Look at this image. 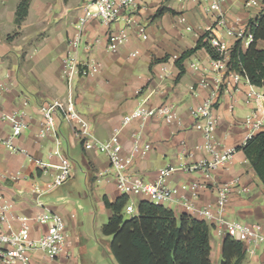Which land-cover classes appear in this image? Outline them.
Listing matches in <instances>:
<instances>
[{"label":"crops","instance_id":"obj_1","mask_svg":"<svg viewBox=\"0 0 264 264\" xmlns=\"http://www.w3.org/2000/svg\"><path fill=\"white\" fill-rule=\"evenodd\" d=\"M20 1L0 0V195L12 203L13 228L20 226L16 217L26 218L31 235L38 237L48 224L39 223L36 217L51 211L61 215L67 233L57 257L33 251L35 264H118L110 249L112 236L104 235L102 227L111 216L105 197L114 201L121 193L107 156L95 148L85 149L71 123H59L60 149L71 161V176L53 189L47 187L58 172L60 157L53 153V138L39 136L38 105L54 99L65 101L67 84L62 69L68 54L96 65L92 74L78 78L73 86L75 107L89 121L94 139L104 141L118 129L127 152L135 140L151 144L145 155L135 156L132 167L145 181L153 182L160 169L171 166L175 170L165 180L169 187L200 185L193 192L180 190L173 201L163 205L176 216L186 213L211 226V264H221L226 235L197 211L187 212L184 200L196 209L214 207L217 194L211 185L235 182L237 186L224 206L225 217L259 223L264 231V185L243 151L237 150L250 135L264 130L263 125L251 132L244 122L255 110L264 114V96L247 99L250 89L261 94L263 89L242 76L235 79L226 66L237 39L226 30L245 31L249 19L264 9V0H256L250 7L244 6L246 0H224L221 9L226 26L214 33L228 49L224 67L217 69L201 47L182 61L181 75L175 61L213 25L211 0H134L137 6L127 28L128 39L116 51L107 48V35L123 28V21L107 25L93 19L79 28L88 0H29L27 15L17 24ZM161 9L165 10L157 14ZM142 29L146 38L141 36ZM79 35L81 42L74 47L71 41ZM257 46L264 48V40H258ZM212 92L218 100L214 140L220 149L233 148L235 152L208 178L202 171L179 167L209 157L201 147V132L192 128L191 111ZM162 105L175 112L169 123L159 116L123 123L124 116L138 106L154 109ZM12 112L25 113L28 125L12 140L14 150L2 142L9 138L10 127L1 116ZM241 264H264V245L246 252Z\"/></svg>","mask_w":264,"mask_h":264},{"label":"built area","instance_id":"obj_2","mask_svg":"<svg viewBox=\"0 0 264 264\" xmlns=\"http://www.w3.org/2000/svg\"><path fill=\"white\" fill-rule=\"evenodd\" d=\"M223 1H210L209 11L213 17V25L207 31V40L220 55H224L225 57L228 49L225 43L221 42L214 34L216 30L226 26V15L221 9ZM255 3L256 0H246L244 6L250 7ZM136 6L134 0H88L83 9V15L78 22L79 28L82 29L88 21L93 19H97L107 25L123 21L125 23L123 28L118 31H111L107 35V48L111 51H116L128 39L127 28L133 23ZM245 31L233 32L227 29L226 33L230 36L236 34L237 39L242 38L246 43H249L251 35H246ZM141 32L142 38H146L144 29ZM80 42L81 37L79 35L71 41V44L76 47ZM224 57L218 60L213 59L217 69L224 67ZM95 69L96 65L89 62V60L80 61L75 55L68 54L63 59L62 69L67 84L65 101L54 99L38 105V112L40 114L39 136L52 137L55 145L53 153L60 157L58 172L47 184L48 189L61 185L70 178L72 173L71 161L60 149L61 130L59 123L66 122L72 124L76 135L82 141L85 149L95 148L107 156L109 170L114 176L118 191L128 197L123 212H136L137 201L140 198H144L155 204H164L173 201L180 190L195 191L200 186L197 183L181 184L173 187L165 184L166 176L175 170L174 167L169 166L160 169L157 178L153 182L145 181L132 170L135 156L145 155L151 149L150 143H140L138 140H135L131 150L127 152L120 141L118 129H115L113 134L104 141L94 139L89 121L75 107L73 86L78 78L92 74ZM240 76L234 72L235 79L238 80ZM263 96L264 94L258 93L253 89H250L247 93V99ZM217 101L216 93L212 92L207 99L191 111L193 118L192 128L201 132L204 138L201 147L208 152L209 157L195 164L181 165L179 167L188 172L202 171L208 178H210L211 172L214 169L223 167L235 152L233 148L220 149L214 140V134L217 129V116L215 115ZM24 104L27 103L25 102ZM24 116L25 113L23 112L5 113L1 116V119L6 121L10 127L9 138L2 142L13 150L12 140L21 136L28 127ZM152 116L162 117L165 122L169 123L175 117V112L165 105L154 109L138 106L124 116L123 123L128 124L133 119H146ZM244 122L250 127L251 132H255L264 125V114L258 113L255 110L247 116ZM41 166L45 167V163H42ZM236 186L237 183L235 182H217L211 185L217 194V201L214 207L205 206L201 209H196L189 204L188 200L183 201V207L187 212L197 211L199 215L209 220L219 233H224L226 236L242 242L246 252L253 253L259 246L264 245V231L261 225L259 223L230 220L224 214L225 203ZM34 190L35 192H40L39 187H34ZM37 203H40V201L37 200ZM11 209L12 203L0 195L1 264H35L31 258V253L35 250H40L50 258L57 257L63 251L67 233L65 222L61 215L48 211L37 216L36 220L39 223L48 224V229L40 236L33 237L26 218L16 217L20 222V226L13 228L11 220L15 217L11 214Z\"/></svg>","mask_w":264,"mask_h":264},{"label":"trees","instance_id":"obj_3","mask_svg":"<svg viewBox=\"0 0 264 264\" xmlns=\"http://www.w3.org/2000/svg\"><path fill=\"white\" fill-rule=\"evenodd\" d=\"M28 7L29 0L19 2L17 24L27 15ZM164 10H159L157 14ZM245 34L251 35L250 42L246 43L242 38L234 42L229 50L227 69L262 88L264 94V48L257 46L258 40H264V9L249 19ZM207 37L208 32H205L193 48L184 51L175 61L180 68L179 75L183 73L182 61L201 47L207 50L212 59H223L224 55L210 45ZM237 150L243 151L264 185V130L250 136ZM127 199L123 194L114 201L105 197V205L111 210V216L103 225L102 232L112 236L110 249L118 264H211V226L205 220L186 213L176 216L163 204H155L144 198L137 201L136 214L125 218L123 208ZM245 254L242 242L228 236L224 238L221 264H241Z\"/></svg>","mask_w":264,"mask_h":264},{"label":"rangeland","instance_id":"obj_4","mask_svg":"<svg viewBox=\"0 0 264 264\" xmlns=\"http://www.w3.org/2000/svg\"><path fill=\"white\" fill-rule=\"evenodd\" d=\"M133 214H135V212L134 213H125V212H123V215H124L125 218H127V217H129V216H131Z\"/></svg>","mask_w":264,"mask_h":264}]
</instances>
